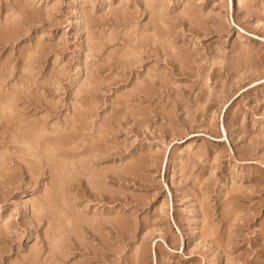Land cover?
Masks as SVG:
<instances>
[{
	"label": "rangeland",
	"instance_id": "374dc122",
	"mask_svg": "<svg viewBox=\"0 0 264 264\" xmlns=\"http://www.w3.org/2000/svg\"><path fill=\"white\" fill-rule=\"evenodd\" d=\"M0 264H264V0H0Z\"/></svg>",
	"mask_w": 264,
	"mask_h": 264
},
{
	"label": "bare ground",
	"instance_id": "6f19581e",
	"mask_svg": "<svg viewBox=\"0 0 264 264\" xmlns=\"http://www.w3.org/2000/svg\"><path fill=\"white\" fill-rule=\"evenodd\" d=\"M9 106V105H8ZM11 111V110H10Z\"/></svg>",
	"mask_w": 264,
	"mask_h": 264
}]
</instances>
